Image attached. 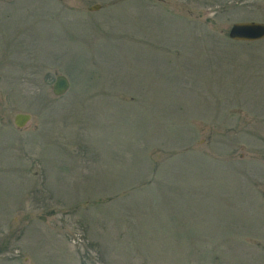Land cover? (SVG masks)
Returning a JSON list of instances; mask_svg holds the SVG:
<instances>
[{"label": "rangeland", "instance_id": "1", "mask_svg": "<svg viewBox=\"0 0 264 264\" xmlns=\"http://www.w3.org/2000/svg\"><path fill=\"white\" fill-rule=\"evenodd\" d=\"M239 21L264 0H0V264H264V38Z\"/></svg>", "mask_w": 264, "mask_h": 264}, {"label": "water", "instance_id": "2", "mask_svg": "<svg viewBox=\"0 0 264 264\" xmlns=\"http://www.w3.org/2000/svg\"><path fill=\"white\" fill-rule=\"evenodd\" d=\"M100 4H94L88 7L89 11H96ZM228 37L235 41H257L264 38V22L258 21H239L234 22L229 31ZM69 89V81L66 76L58 74L52 84V92L56 96L63 95ZM28 113H17L13 118L14 125L20 129L30 120Z\"/></svg>", "mask_w": 264, "mask_h": 264}]
</instances>
